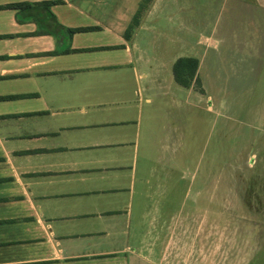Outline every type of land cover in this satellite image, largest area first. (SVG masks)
<instances>
[{"label": "crops", "instance_id": "crops-1", "mask_svg": "<svg viewBox=\"0 0 264 264\" xmlns=\"http://www.w3.org/2000/svg\"><path fill=\"white\" fill-rule=\"evenodd\" d=\"M0 5V264H164L166 242L147 227L181 223L144 219V200L157 184L171 201L191 157L175 86L195 87L175 80L173 64L196 46L160 61L156 116V87L140 80L146 10L126 37L137 7L127 14L119 0Z\"/></svg>", "mask_w": 264, "mask_h": 264}, {"label": "rangeland", "instance_id": "rangeland-1", "mask_svg": "<svg viewBox=\"0 0 264 264\" xmlns=\"http://www.w3.org/2000/svg\"><path fill=\"white\" fill-rule=\"evenodd\" d=\"M138 1L119 3L132 14ZM153 1L137 42L149 45L140 80L156 87V116L165 102L155 75L160 61L168 66L189 45L199 58L195 89L175 86L182 131L191 127V157L175 171L183 176L174 201L157 184L144 200V219L181 223L147 227L166 242L156 251L164 264H264V9L237 0ZM164 204L173 208L156 209Z\"/></svg>", "mask_w": 264, "mask_h": 264}, {"label": "trees", "instance_id": "trees-1", "mask_svg": "<svg viewBox=\"0 0 264 264\" xmlns=\"http://www.w3.org/2000/svg\"><path fill=\"white\" fill-rule=\"evenodd\" d=\"M151 1L152 0H140L139 1L137 9L132 17V20L126 28V31H125L126 37H130L131 32L134 26L138 23L142 12H144L147 9ZM8 5L10 6L15 5V3L8 4ZM198 65H199V58L197 56L187 55V56L178 57L173 64V74H174L175 80L185 86H189L190 84H193V85L196 84V82L198 81V77L196 75ZM25 95L26 94H19V95H7V96H1V97L6 98V97L25 96Z\"/></svg>", "mask_w": 264, "mask_h": 264}]
</instances>
